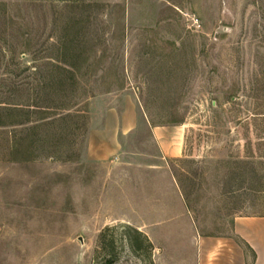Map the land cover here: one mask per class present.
Masks as SVG:
<instances>
[{
  "label": "rangeland",
  "instance_id": "374dc122",
  "mask_svg": "<svg viewBox=\"0 0 264 264\" xmlns=\"http://www.w3.org/2000/svg\"><path fill=\"white\" fill-rule=\"evenodd\" d=\"M114 107L137 125L92 161ZM259 214L264 0H0V264H254L235 230Z\"/></svg>",
  "mask_w": 264,
  "mask_h": 264
},
{
  "label": "crops",
  "instance_id": "0c3cea01",
  "mask_svg": "<svg viewBox=\"0 0 264 264\" xmlns=\"http://www.w3.org/2000/svg\"><path fill=\"white\" fill-rule=\"evenodd\" d=\"M135 119L131 110L120 112L115 107L110 108L102 127L95 128L90 134L88 157L96 162H106L116 157L120 152V136L129 134L135 129L137 125ZM176 132L175 129H171L169 133H155L159 135L165 158H181L184 155L180 132ZM177 134L178 137H176ZM235 231L255 252L254 264H264V216L258 220L236 221ZM221 246L214 264H248L249 257L240 246ZM205 249L204 247L201 249V264H208L206 257L208 252Z\"/></svg>",
  "mask_w": 264,
  "mask_h": 264
},
{
  "label": "trees",
  "instance_id": "16d2710c",
  "mask_svg": "<svg viewBox=\"0 0 264 264\" xmlns=\"http://www.w3.org/2000/svg\"><path fill=\"white\" fill-rule=\"evenodd\" d=\"M65 64V63H64ZM66 65V64H65ZM73 67V66H72ZM75 68V67H74ZM63 70H64V72H66V73H69L70 74V71H68L66 68H63ZM72 77H74L75 75L72 73ZM60 84V83H59ZM72 110H74V109H72ZM72 110H69V111H66L67 113H62V114H57V113H51V114H53V115H51V116H49V113H47L45 116H43V115H41V116H43L42 117V119H39V120H36L35 122H33V123H35V126L33 127V129H30V131L28 132V134L29 133H36V132H38V129L39 128H41V127H43V126H46L45 124H46V122L47 121H50V120H56V119H60V118H62V119H66L67 117L64 115V114H70V112L72 111ZM24 116H26L27 118L28 117H30V116H27V115H23V114H18V113H15V112H12V113H10L9 114V117L10 118H12V119H16V120H18L17 118H23ZM30 120V119H29ZM28 119H26L25 121H19V122H15V121H13V123L10 125V126H16V124H19V125H25V124H27L28 122H30ZM56 122H57V120H56ZM18 126V125H17ZM31 133V134H32ZM31 134H29L28 136H26V138H22L21 140H22V145H21V143H20V141H17L16 142V146H15V148L17 149V152L19 151V149H21V146H24V144L25 143H27V141H26V139L31 135ZM20 143V144H19ZM31 145V144H30ZM29 145V146H30ZM15 149V150H16ZM181 186V185H180ZM181 189L184 191V188L181 186ZM184 195H186V198H188V196H187V194H185L184 193ZM264 215L263 214H259V215H256V217H263ZM248 245V244H247ZM250 251H253L252 250V248L248 245V247H247ZM255 259H256V257H255Z\"/></svg>",
  "mask_w": 264,
  "mask_h": 264
}]
</instances>
